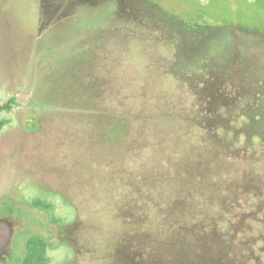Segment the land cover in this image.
I'll list each match as a JSON object with an SVG mask.
<instances>
[{"label": "rangeland", "instance_id": "374dc122", "mask_svg": "<svg viewBox=\"0 0 264 264\" xmlns=\"http://www.w3.org/2000/svg\"><path fill=\"white\" fill-rule=\"evenodd\" d=\"M10 96L0 264H20L34 233L54 264H155L165 218L216 217L230 188L250 224L245 262L264 264L263 0H0ZM183 163L210 166L208 184L190 190ZM35 189L75 221L28 207Z\"/></svg>", "mask_w": 264, "mask_h": 264}, {"label": "trees", "instance_id": "16d2710c", "mask_svg": "<svg viewBox=\"0 0 264 264\" xmlns=\"http://www.w3.org/2000/svg\"><path fill=\"white\" fill-rule=\"evenodd\" d=\"M202 30L207 32L206 28ZM15 104L14 96H10L7 100H0V134L8 124V119L2 115L9 114ZM224 124L226 123L216 121L217 127L223 128ZM262 140L264 141V137ZM213 166L212 169L217 167L215 164ZM176 170L179 180L180 177H183L184 180L187 178L186 183L190 190L207 185L206 177L213 172L210 166L196 165V163L190 165L183 163L180 169ZM196 175L197 178L193 179ZM249 184L251 186L252 183ZM243 189L244 187L239 188L240 191H244ZM35 191L31 196L24 197L23 202L28 207L42 211L48 222L57 227H64L75 221L76 217L71 216V208L74 206L67 203L62 196L57 195L65 208L63 214L59 216L55 209L56 193L48 194L37 189ZM233 191V188L227 189L221 197L220 209L216 217L194 216L198 218L196 222L193 218L181 221L176 217L171 218V216L168 220L165 218V221L162 222L164 235H152L148 241L152 251L146 261L155 264L159 262L164 264H247L248 259L253 260L255 255H253L252 246L254 244L250 239L252 237L250 235L248 237L246 232L250 228L249 221L245 219L248 216L236 214L239 206L236 205L237 191ZM227 194H231L232 197ZM245 203L250 207L249 201H245ZM180 209L184 208L180 207ZM246 213L253 214L250 211ZM51 250V240L47 235L31 234L26 239L25 252L20 264H54L50 255ZM72 257L73 254L69 259Z\"/></svg>", "mask_w": 264, "mask_h": 264}, {"label": "flooded vegetation", "instance_id": "af4514ba", "mask_svg": "<svg viewBox=\"0 0 264 264\" xmlns=\"http://www.w3.org/2000/svg\"><path fill=\"white\" fill-rule=\"evenodd\" d=\"M264 1V0H263Z\"/></svg>", "mask_w": 264, "mask_h": 264}]
</instances>
